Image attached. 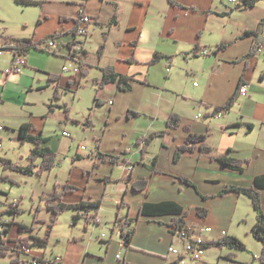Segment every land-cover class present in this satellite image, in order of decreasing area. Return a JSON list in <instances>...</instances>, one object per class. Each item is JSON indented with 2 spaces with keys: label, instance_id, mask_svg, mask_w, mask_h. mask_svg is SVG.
Segmentation results:
<instances>
[{
  "label": "crops",
  "instance_id": "0c3cea01",
  "mask_svg": "<svg viewBox=\"0 0 264 264\" xmlns=\"http://www.w3.org/2000/svg\"><path fill=\"white\" fill-rule=\"evenodd\" d=\"M30 1V5L18 4L16 0L15 4L21 9L32 6L42 9L41 22L38 23L36 32L15 34L10 32L5 20L0 18V50L3 52L0 56V152L4 149L6 135L14 149L23 150L26 145H30L26 153L27 164L23 166L29 164L32 145L21 144L18 140L19 129L26 123L36 127L35 134L49 138L47 145L55 150L52 146L54 131L49 128L54 123L49 118L56 114L55 110L50 111L49 106L59 105L52 101L54 89L61 88L64 82L69 86L68 82L75 83L77 78L69 75L64 81V77L59 74L63 63L70 64L65 58L66 50L61 55H56L41 48L31 49L26 54L27 66L20 74L7 75L6 71L14 59V53L8 49L13 45L9 39L38 42L48 40L55 32L62 31L63 40L70 41L73 36L70 31L75 27V20L84 6V14L95 18L96 25L91 29L84 45V62L90 66L89 75L82 80V84L85 80L97 89L94 81L100 80L102 69L109 66L118 75L131 78L129 91L119 90L117 84H109L100 90L102 105L97 106V109L104 116L102 126L93 120L89 125H85L87 120L76 121L77 124H83L81 134L87 132L85 128H90L92 132L100 130V136L93 138L96 149L99 142V152L122 156L131 165L114 166L98 162V168L94 169L95 155L87 156L92 160V166L82 171L83 178L87 180L81 200L103 199L97 215L99 224L93 227L83 218L73 222L75 225L84 222L82 238L75 237L74 242L79 241L75 244L83 243L86 247L74 250L72 254L52 250L51 256H61L63 264H121V261L122 264H177V257L169 253L170 247L177 246L169 225L174 216L140 215V209L146 203L178 204L187 213L185 219L188 225L212 228L213 232L207 238L209 241L218 239L223 233L239 237L236 226L243 221L240 210L243 207L254 211L252 201L243 195L221 193L229 186L250 187L256 176L264 175V58L257 54L243 60L252 52L254 38L236 39L245 31L264 28L260 25L264 17L255 16L252 25L243 24L233 28L228 22L246 17L257 8L236 9L235 5L231 8L223 5V0H173L174 4L168 0ZM4 7L11 10L12 2L9 5L5 3ZM217 13L228 15L219 16ZM229 41L233 44L225 51L215 54L218 45ZM101 45L105 47L104 54L98 59ZM196 47H199L197 51ZM203 49H209L211 53L202 56L198 52ZM156 54L167 57L149 65ZM47 73L60 75V81L51 82ZM242 79L250 88V96L240 97L233 110L222 118L214 117V109L224 106L236 94ZM75 85L77 83L70 89ZM43 89L47 90L45 97H42ZM41 101L43 104L39 107ZM131 111L139 116H129ZM171 114L181 117L180 128L167 129L166 122ZM65 126L58 123L62 131ZM185 127H189L194 134L207 135V142L214 154L249 161L245 171L229 170L202 155L200 144H197L193 152L184 153L175 162L177 149L189 137ZM163 131L165 135L152 140L143 153V146L137 144L138 139ZM90 151L93 152L92 149ZM85 159L86 156L78 150L73 160ZM145 164L155 165L158 172L154 173ZM74 165L73 170L76 168ZM117 168H123L124 174L115 176ZM129 175L132 181L127 182ZM108 177H111V182H104L103 179ZM180 178L188 179L192 185L185 184ZM142 180L148 181L147 188L135 191L133 182ZM109 188L111 191L107 194ZM79 190L77 187L75 193ZM75 193L66 195L64 201L75 204L67 202V198ZM31 197L33 219L34 202L40 197L41 203L36 211L40 209L39 218L48 221L50 214L45 205H42V195L38 197L32 193ZM113 197L115 211L118 210V204L124 202L119 210V217L123 221L137 220L130 245L124 244L120 227L116 225L117 212L109 218L104 215L107 206L104 200H113ZM261 197L264 208V190L261 191ZM22 205L19 202V208L25 211ZM199 208L207 211L205 218L198 215ZM6 211L8 209L5 206L0 208V219L5 222L14 220L16 224L8 234L2 233V237L8 241L7 246L12 247L19 237L30 236L19 232V224L30 226L33 220L27 224L18 220V216L12 220L6 219ZM75 215L77 213L73 217ZM99 229H112L111 236L105 239L98 236L95 239L90 235L87 240L91 230L97 232ZM38 230L43 232V236ZM45 230L46 224H39L31 235L42 239ZM115 230L118 232L116 237L113 235ZM98 240L105 244V249L92 252V246ZM49 243L50 241L46 247L35 244L31 254L24 256L23 260L27 264H31L33 258L44 256L49 260L46 252ZM37 248L42 249L40 254L35 252ZM118 255L120 259L117 258Z\"/></svg>",
  "mask_w": 264,
  "mask_h": 264
},
{
  "label": "trees",
  "instance_id": "16d2710c",
  "mask_svg": "<svg viewBox=\"0 0 264 264\" xmlns=\"http://www.w3.org/2000/svg\"><path fill=\"white\" fill-rule=\"evenodd\" d=\"M47 0H43L42 3L46 2ZM88 1V0H85ZM170 3L174 4L173 0H168ZM18 4L21 5H30L32 4V1L30 0H16ZM260 2V0H238V5L235 7L236 9H242V8H248L252 9L257 6V4ZM84 6L82 7V10L80 11V14L78 18L75 20L76 25L70 31L73 35H76L77 29L80 23V18L84 15ZM219 16H225L228 14L225 13H217ZM39 20V24H40ZM113 22H115V18L113 19ZM260 25L264 26V19L260 22ZM260 29L254 30V31H245L238 39H242L245 37H253L254 38V47L252 49V52H250L249 55H246L243 60L249 59L251 56L257 55V49L258 45L260 43ZM64 34L63 32H55L50 38H57L62 37ZM47 40V39H46ZM41 40L38 42H34L33 40H13L9 39L10 44L12 43L13 46L9 47V50H12L14 53V56L27 54L31 49H39L40 46L46 41ZM231 44H233L232 41L229 42H223L220 45L217 46L215 50V54L220 51H225ZM104 45H101L98 50V59H101L104 54ZM199 47H196L195 51H197ZM86 56V52H85ZM167 56L156 54L152 57V59L149 61V65L156 64L160 62L162 59L166 58ZM132 61H135L132 59ZM89 64L84 62L82 63L81 67V75L79 78H76L75 83H77L78 87L82 86V80L86 78L89 75ZM102 78L100 80H95L94 82L97 84L96 89V95L94 98V104L96 106L102 105V101L99 98L100 90L104 89L109 84H117L118 89L126 92L131 89L130 81L131 78L120 76L116 73L115 69L113 67H105L102 69ZM49 79L51 82H59L61 77L55 76V75H49ZM246 81L244 79L239 82V87L236 92V94L233 97H230L229 100L226 102V104L222 107H217L214 109L213 116L219 112H222L224 115H226L228 112H231L233 108L235 107L237 101L240 99V86L245 83ZM74 82L69 81V88H71L74 84ZM59 87L55 89L54 93V99L59 100L60 99V92ZM104 104V103H103ZM50 111H54L55 105L51 104L49 106ZM65 111L68 112L67 107H65ZM139 116L136 112H130L129 116ZM91 124L92 121L90 118L87 119V122L85 125ZM182 125L181 117L177 114H171L166 122L167 129H178ZM186 131L189 133V137L186 141V143L179 147L176 151L175 155V162H178L181 158V156L186 152H193L197 144H200L199 150L202 155L208 156L211 160L219 162L224 167L229 168V170L239 171L243 172L245 171V168L249 161H244L240 159H234L229 157V155H221L218 156L214 154L212 148L209 146L207 140V135H198L191 132L189 127H185ZM36 127L31 123L23 124L19 129V136L18 140L21 144H31L32 149L29 154V164L27 166H20L17 164H14L11 160L3 158L0 156V167L3 168L5 172L10 171L17 174H20L24 177H31V176H37L41 177L47 173L52 172L58 163V154L55 150L50 148L47 144L49 142V138L44 137L42 134H35ZM165 135V132H158L151 134L147 138H140L137 141V144L141 146L142 143H144V146L142 148V152L145 153L146 146L151 143L152 140H154L158 136ZM96 149V156H95V162L93 165V168L96 169L99 166L98 162L101 163H110L114 166H123V165H131L130 162L122 157V156H113V155H107L104 153L99 152V142L97 144ZM78 159V157H77ZM41 161L39 164L38 162ZM143 161V160H142ZM149 168L152 169L154 173L158 172V170L155 168V165L145 164ZM182 182L188 185H192V183L185 178H180ZM1 182H10L12 185H18L17 181L12 179L9 174L4 175L0 179ZM104 182L109 183L111 182V177L103 179ZM127 182L132 181L131 175H129L126 179ZM148 186L147 180L142 181H135L132 184V187L135 191H142L145 190ZM264 190V175L256 176L254 179V183L250 187H243V186H229L226 187L221 195L226 194H236V195H243L245 197H248L252 201V205L256 214L255 223L251 227V235L257 241H259L262 244V249L260 252L259 260L262 264H264V212L262 207V197H261V191ZM77 191V187L70 185V184H64L61 185L58 182L54 184L53 191L45 198L44 205L47 209V211L50 214L49 220L45 221L39 218V211H36L34 214L33 222L30 226L25 224H19V232L21 234H30L28 237H19L18 240L14 242L13 247L7 246V240L3 239L2 233L8 234L12 228V226L15 223L14 220L10 222H5L0 219V224L3 226L2 231H0V260L4 259L8 256L11 258V264H27L26 261L23 260L24 256L27 255L22 247L26 246L29 249H32V247L37 244L39 247H46L48 242L50 241L53 231L60 219V217L66 213L68 210H74L76 211L77 215L73 217L74 223L77 222L79 219L83 218L86 219V214L91 212V210H95L96 214L100 211L103 199H96L93 201L85 200L84 198L75 204H67L64 201V198L68 194H73ZM41 198H44L43 196ZM124 202H121L118 204V210H117V220L116 225L120 227V233L121 236L125 242L126 245H130L131 239L135 232V227L133 224L136 223L137 220H126L123 221L119 217V210L123 207ZM10 209L9 211L14 214V217H17L18 215H21L24 210L19 208V201H17L15 204L9 205ZM198 215L202 218H205L207 216V211L205 209L199 208L198 209ZM140 215L144 216H162V215H171L174 216L172 219V222L169 224L172 226H178V227H184L187 224L186 217L187 213L183 211L182 207L174 202H163L159 204H144L140 209ZM99 224V221H97ZM39 224H46V230L44 237L42 239L32 236L31 234L36 230L37 225ZM134 227V228H133ZM32 242V243H31ZM210 248H218L223 249L227 248V250L230 251H246L247 246L242 242L241 239L234 235H228L225 233L224 235L220 236L216 240H210L206 243V250ZM236 257V254H230L228 255V258L234 259ZM32 260L37 261L39 264H43L47 262V257L44 256L43 258H33ZM49 263V262H48ZM177 264L180 263L179 260L176 262ZM51 264V263H49ZM245 264V263H240Z\"/></svg>",
  "mask_w": 264,
  "mask_h": 264
},
{
  "label": "rangeland",
  "instance_id": "374dc122",
  "mask_svg": "<svg viewBox=\"0 0 264 264\" xmlns=\"http://www.w3.org/2000/svg\"><path fill=\"white\" fill-rule=\"evenodd\" d=\"M12 2L11 10L9 8H5L4 4ZM3 3V4H2ZM223 5L227 7H234L231 0H223ZM256 10L254 13H250V15H246L243 18H235L228 22L229 26L237 27L240 25H252L254 22V18L256 17H264V0H260V2L256 6ZM234 10V9H233ZM42 13V9L37 6H32L28 9H21L15 4V0H2L0 3V18H3L6 22L7 28L10 32L15 34H22L24 31L36 32L38 21L40 20V16ZM234 20V21H233ZM28 29V30H24ZM260 37L264 35V28L262 27L260 30ZM9 55V54H7ZM264 58V56H263ZM63 65H61V69L59 74L64 77V81L69 77V73L63 72ZM51 73H47V77ZM59 75V76H60ZM60 76V77H61ZM42 97L46 96V89L42 90ZM60 99H54V93L52 101L58 103L59 105L56 107L54 116H51L54 121L52 125H49V128L53 130L52 136L54 137V141L52 143L53 148L57 151L58 154V163L56 168L41 177H24L20 174L15 173H5L3 168L0 167V179L4 175H11V178L17 181L18 185H12L10 182H1L0 181V208L5 206L8 211L4 213L6 219L12 220L14 214H12L9 209V205L12 204L14 200L22 203L25 211L18 215L17 219L20 221H24L27 224H30L33 220V214H31V205L32 202V193H35L38 197L42 195L44 198L41 199L42 205H44L45 198L53 191L54 184L58 182L59 184H70L78 187L80 190L74 195L67 198V202L78 203L81 200V196L84 192V188L86 186V179L82 176V171L85 169H89L92 166V160L87 158L89 154L92 156H96V148L94 145L93 138H97L100 136V130H96L94 132L91 131L90 128H85L87 132L85 134H81L83 130V124H77L76 121L85 122L88 118L93 120L97 125H103L104 116L101 114L102 111L97 109V106L94 104V98L96 95V89L94 86L84 80V84L81 87L75 85L72 89L64 82L62 87L59 89ZM48 93V92H47ZM42 107V101L40 102ZM65 107H67L68 112L65 111ZM53 113V112H52ZM62 123L64 126L63 131L58 127V123ZM66 132L70 135V137H64L63 133ZM5 136L4 149L0 152V156L6 159H11L14 164L23 166L27 164V148H30V145H26L25 149L16 148L14 149L13 143ZM86 149H82V147ZM93 150V152L90 151ZM82 152L86 159L82 160H73L76 152ZM23 156V158H21ZM75 161V162H73ZM82 161V162H81ZM73 164L76 168L73 170ZM123 168H117L115 176H120L124 172ZM15 176V178H14ZM4 191V192H3ZM111 191L109 188L107 190V194ZM116 197V196H115ZM106 203V208L104 215L109 218L112 217L115 211L113 205L115 204V199H106L104 200ZM40 197L36 199L34 202L35 208L33 209V213H36L37 207L40 204ZM44 207V206H43ZM242 207V206H241ZM264 212V208H263ZM76 213L74 210H68L64 213L56 227L53 231L52 237L50 239L49 246L46 248V252L48 254V258H52L51 252L54 250L55 252H63L64 254L70 252L72 254L74 250H81L86 247V244L79 243L75 244L79 241L74 242V238H82V232L84 229V222H81L75 225L73 214ZM46 212L44 210L43 215ZM241 216H243V221H240L239 226H236L237 234L239 235V239L247 246L246 251H230L227 248L218 249V248H210L206 250L203 260L201 262L195 263H187V264H262L259 260L260 252L262 249V244L257 241L254 237H252L251 227L253 218H255V212L253 210L243 208L240 210ZM41 215V214H40ZM41 215V216H43ZM136 228V224H133ZM110 227L112 225L110 224ZM118 227V226H117ZM99 228V227H98ZM119 228V227H118ZM134 228V227H133ZM134 228V229H135ZM38 233L43 236V232L38 230ZM112 229H99L97 232L91 230L89 235H87V240L92 235L95 239L99 236L101 239H105L111 236ZM113 235H118L116 230ZM112 235V236H113ZM210 236V235H208ZM116 237V236H115ZM237 237V236H236ZM208 238V237H207ZM101 242H95L92 246V252L98 251L100 249H105V244L103 243L101 246ZM14 245H12L13 247ZM36 253L40 254L42 249L37 248L35 250ZM236 254L234 259L228 258V255ZM51 256V257H50ZM55 256V255H54ZM165 259V256H162ZM10 256L2 259L0 264H10ZM122 264V261H121Z\"/></svg>",
  "mask_w": 264,
  "mask_h": 264
},
{
  "label": "built area",
  "instance_id": "2783aa9c",
  "mask_svg": "<svg viewBox=\"0 0 264 264\" xmlns=\"http://www.w3.org/2000/svg\"><path fill=\"white\" fill-rule=\"evenodd\" d=\"M231 2L237 6L238 0H231ZM96 25V19L84 14L80 18V23L77 29L76 35L72 36L70 41H64L62 37L50 38L46 40L41 46V49L46 50L49 53L61 55L63 50L67 51L65 58L70 62V64L65 65L62 69L64 73H69V75L74 77H80L82 63L85 60V48L84 45L90 34L91 29ZM13 46V45H12ZM202 56H207L211 53L209 49H203L198 52ZM257 54L264 56V35L260 39L258 45ZM3 55L2 50H0V56ZM27 66V57L26 54L14 56L11 67L6 71V74H20L23 69ZM241 98H247L250 96V88L246 83H243L239 89ZM224 114L219 112L215 115L217 118H222ZM2 130V127H0ZM66 137H70L69 134H64ZM144 146V143L141 144ZM82 149H86L84 146ZM17 200H14L12 204L16 203ZM97 215L95 210H91L86 214V222L93 227L98 225ZM3 226L0 224V231H2ZM171 230L176 239L177 246H172L169 249V253L177 257V260L180 261L179 264H186V262H201L206 252V243L209 241L207 239L208 235L213 232L211 227L201 226L194 227L186 225L184 227L172 226ZM223 233L222 235H224ZM221 235V236H222ZM125 244V242H124ZM23 251L27 254H31V249L26 246L22 247ZM120 259V255L117 256ZM51 264H63L62 258L59 255H55L49 260H46ZM31 264H39L37 261L32 260Z\"/></svg>",
  "mask_w": 264,
  "mask_h": 264
}]
</instances>
